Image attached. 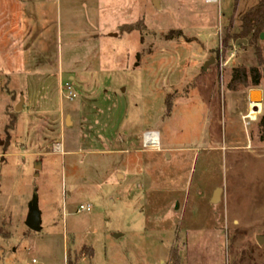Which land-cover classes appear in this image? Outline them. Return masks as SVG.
I'll return each instance as SVG.
<instances>
[{"label": "rangeland", "instance_id": "obj_1", "mask_svg": "<svg viewBox=\"0 0 264 264\" xmlns=\"http://www.w3.org/2000/svg\"><path fill=\"white\" fill-rule=\"evenodd\" d=\"M257 2L0 0V264H264Z\"/></svg>", "mask_w": 264, "mask_h": 264}, {"label": "trees", "instance_id": "obj_2", "mask_svg": "<svg viewBox=\"0 0 264 264\" xmlns=\"http://www.w3.org/2000/svg\"><path fill=\"white\" fill-rule=\"evenodd\" d=\"M256 4V7L241 16V35L243 37L251 35V37L256 38L258 34L264 32V0H258ZM133 30L134 29L129 26L124 27L122 32H132ZM255 54L258 58L259 65L262 67L260 69L258 67H241L240 69H234L230 80V86L239 83L241 80L249 79L251 85L256 87L261 80L264 81V62L262 60L261 54H259L258 51L255 52ZM250 108L251 116L255 118V116L259 114L257 111L259 109V105H251ZM252 108L257 109L256 111H253L254 109ZM261 120V140H264V115Z\"/></svg>", "mask_w": 264, "mask_h": 264}, {"label": "water", "instance_id": "obj_3", "mask_svg": "<svg viewBox=\"0 0 264 264\" xmlns=\"http://www.w3.org/2000/svg\"><path fill=\"white\" fill-rule=\"evenodd\" d=\"M112 36H115V34H110ZM261 39H264V34L261 33L259 36ZM212 61L209 62V64ZM262 97H263V92L261 90L258 91H253L249 94V104H254V105H260L262 102ZM252 100H255L257 102H252ZM256 111V108H255ZM220 190H216V192L213 195L211 203H215L217 201L218 193ZM29 209V214L26 218L25 226L34 232H40L41 230V225H40V212L39 209H37V198L34 196L33 200L30 202L28 205Z\"/></svg>", "mask_w": 264, "mask_h": 264}, {"label": "built area", "instance_id": "obj_4", "mask_svg": "<svg viewBox=\"0 0 264 264\" xmlns=\"http://www.w3.org/2000/svg\"><path fill=\"white\" fill-rule=\"evenodd\" d=\"M206 1L209 2V3H213L216 0H205V3H206ZM66 87H67V90H68L70 96H72V92L70 91L71 90L70 86L67 84ZM152 134L154 135V132H145L143 134V137H142L143 145L145 147H149V148H158V147H160V142L156 145V144H154V141L151 140L152 139ZM78 208H79L78 212H80V211H86V212L90 211V207H88V206L79 205Z\"/></svg>", "mask_w": 264, "mask_h": 264}, {"label": "bare ground", "instance_id": "obj_5", "mask_svg": "<svg viewBox=\"0 0 264 264\" xmlns=\"http://www.w3.org/2000/svg\"><path fill=\"white\" fill-rule=\"evenodd\" d=\"M207 2V1H206ZM207 3H209V2H207ZM251 105H254V104H251ZM259 105V104H258ZM258 105H255V106H258ZM252 109H254L253 111H255V108H252ZM257 109V108H256ZM155 135V134H154ZM154 135L152 134V139L151 140H153L154 141V139H153V137H154ZM155 144V143H154Z\"/></svg>", "mask_w": 264, "mask_h": 264}, {"label": "crops", "instance_id": "obj_6", "mask_svg": "<svg viewBox=\"0 0 264 264\" xmlns=\"http://www.w3.org/2000/svg\"><path fill=\"white\" fill-rule=\"evenodd\" d=\"M107 36L110 37L111 35L110 34L109 35L107 34Z\"/></svg>", "mask_w": 264, "mask_h": 264}]
</instances>
